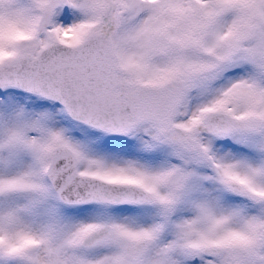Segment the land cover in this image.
Instances as JSON below:
<instances>
[{"label":"snow or ice","instance_id":"snow-or-ice-1","mask_svg":"<svg viewBox=\"0 0 264 264\" xmlns=\"http://www.w3.org/2000/svg\"><path fill=\"white\" fill-rule=\"evenodd\" d=\"M0 264H264V0H0Z\"/></svg>","mask_w":264,"mask_h":264}]
</instances>
